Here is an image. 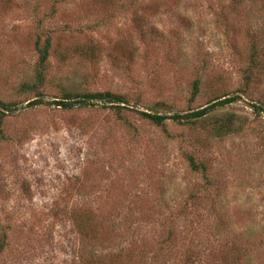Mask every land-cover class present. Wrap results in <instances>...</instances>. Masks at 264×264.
I'll return each instance as SVG.
<instances>
[{
  "label": "rangeland",
  "instance_id": "374dc122",
  "mask_svg": "<svg viewBox=\"0 0 264 264\" xmlns=\"http://www.w3.org/2000/svg\"><path fill=\"white\" fill-rule=\"evenodd\" d=\"M0 102V264H264V0H0Z\"/></svg>",
  "mask_w": 264,
  "mask_h": 264
},
{
  "label": "trees",
  "instance_id": "16d2710c",
  "mask_svg": "<svg viewBox=\"0 0 264 264\" xmlns=\"http://www.w3.org/2000/svg\"><path fill=\"white\" fill-rule=\"evenodd\" d=\"M48 48V41L45 40L44 45L40 51V57H39V62L43 63L46 58V51ZM254 52H257L256 50H252ZM252 54V52H251ZM252 60V59H251ZM256 66H251V68H255ZM251 72V71H249ZM197 92V82L194 81L192 84V92L191 94L194 95ZM233 101V98L230 97H222L219 99H216L214 101H211L204 105L203 107H200L196 110L186 112L184 114H173L170 116H162L158 114H150V113H140V116L144 119H146L148 122H150L153 125H159L163 123L164 121L170 120L173 122L177 123H193L196 120H201L205 118L208 114L212 113L215 109L221 108ZM94 103H99L102 105H114V104H119L120 99L117 98L116 96L104 92V93H88V94H83L81 96H77L76 99L70 100V101H62L60 102L59 106L62 108L66 109H71L74 107H87V106H93L95 105ZM9 106L4 105L3 103L0 102V114L5 115L8 113ZM188 164L189 167L192 171L197 172V171H202V167L199 165L194 164L193 160L191 157L188 158Z\"/></svg>",
  "mask_w": 264,
  "mask_h": 264
}]
</instances>
